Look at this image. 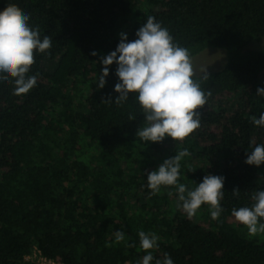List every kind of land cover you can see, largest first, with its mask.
<instances>
[{"label": "trees", "instance_id": "obj_1", "mask_svg": "<svg viewBox=\"0 0 264 264\" xmlns=\"http://www.w3.org/2000/svg\"><path fill=\"white\" fill-rule=\"evenodd\" d=\"M9 4L52 47L36 53L28 94L0 82V264H36L25 260L34 247L63 264H142L140 231L158 237L151 264L165 254L173 264H264V238L231 215L264 190V165L245 163L264 144V127L251 120L264 114V47L251 48L264 39V0H0V11ZM148 16L192 57L213 48L227 55L201 80L211 97L183 142L137 138L146 117L135 94L115 103L117 64L99 87L102 59L122 33L137 39ZM183 149L179 184L194 190L206 175L225 178L217 220L206 204L189 218L175 186L148 187V173Z\"/></svg>", "mask_w": 264, "mask_h": 264}, {"label": "clouds", "instance_id": "obj_2", "mask_svg": "<svg viewBox=\"0 0 264 264\" xmlns=\"http://www.w3.org/2000/svg\"><path fill=\"white\" fill-rule=\"evenodd\" d=\"M30 16L16 4H9L0 11V82H14L16 96L26 95L37 85L38 75H29L36 63L37 52L43 54L51 49L52 40L49 36L41 39L39 28L29 25ZM138 37L129 41L126 34H121L117 49L102 59L104 65L99 78L102 89L109 76V67L118 65L116 75L119 83L115 92L119 97L115 100L121 105L129 99V94H135L143 109L145 125L140 127L136 136L140 140L151 143H162L165 138L183 142L201 127V114L211 97L210 91H205L201 80L209 79L208 68L197 69L189 49L174 41L168 29L156 22L154 16H148L146 23L136 32ZM93 56L97 53L93 52ZM200 73H203L201 76ZM258 96H264V88L257 89ZM111 98L105 103H112ZM130 119H135L130 116ZM252 123L264 127V114L259 118L253 116ZM187 149L177 151V154L166 159L156 171L148 173V187L153 194L159 193L162 187L177 188L178 207L189 218L196 216L197 211L208 205L211 218L219 219L223 208L225 178L216 175H206L203 182L189 190L186 185L179 184L181 161L189 156ZM248 165L260 167L264 165V144L257 145L247 154ZM240 190H233L238 196ZM172 193H169L171 195ZM251 207L245 206L233 209L231 215L245 226L249 236L264 234V190L253 194ZM140 247L147 253L142 264H151L154 257L151 250L158 247V237L155 233H138ZM116 242L125 239V234L117 231ZM156 264H173V260L165 254L163 262Z\"/></svg>", "mask_w": 264, "mask_h": 264}, {"label": "rangeland", "instance_id": "obj_3", "mask_svg": "<svg viewBox=\"0 0 264 264\" xmlns=\"http://www.w3.org/2000/svg\"><path fill=\"white\" fill-rule=\"evenodd\" d=\"M264 47V39L257 44H253L251 48H262ZM194 64L196 65L197 69H207L208 73L213 72L222 68L227 60L226 52L223 49H208L196 56L193 57ZM203 74V73H200ZM226 103V100L221 98L219 102ZM205 177V176H204ZM206 211V210H205ZM261 238H264V234H260Z\"/></svg>", "mask_w": 264, "mask_h": 264}, {"label": "built area", "instance_id": "obj_4", "mask_svg": "<svg viewBox=\"0 0 264 264\" xmlns=\"http://www.w3.org/2000/svg\"><path fill=\"white\" fill-rule=\"evenodd\" d=\"M25 260L36 264H63L43 256L41 251L36 247H34L31 253L25 257Z\"/></svg>", "mask_w": 264, "mask_h": 264}]
</instances>
